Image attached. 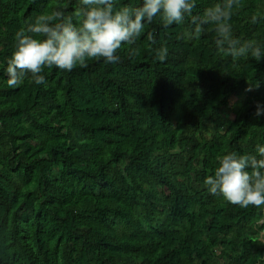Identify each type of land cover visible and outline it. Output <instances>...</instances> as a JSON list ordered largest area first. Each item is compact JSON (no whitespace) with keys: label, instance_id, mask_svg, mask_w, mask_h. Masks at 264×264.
<instances>
[{"label":"trees","instance_id":"trees-1","mask_svg":"<svg viewBox=\"0 0 264 264\" xmlns=\"http://www.w3.org/2000/svg\"><path fill=\"white\" fill-rule=\"evenodd\" d=\"M220 2L195 0L193 15ZM241 5L234 38L264 46V0ZM78 6L0 0V264H264V205L241 208L204 185L222 155L264 146V115L254 116L264 58L233 61L216 50L213 26L186 41L189 17L168 28L156 18L118 63L45 68L46 85L26 77L9 88L25 20ZM132 47L141 52L129 58Z\"/></svg>","mask_w":264,"mask_h":264},{"label":"clouds","instance_id":"clouds-1","mask_svg":"<svg viewBox=\"0 0 264 264\" xmlns=\"http://www.w3.org/2000/svg\"><path fill=\"white\" fill-rule=\"evenodd\" d=\"M195 0H142L139 7L116 9L113 0H79V6L68 16L59 8L25 20L24 27L15 34V51L7 59V86L16 88L26 77L36 85H46L42 72L45 68L72 71L77 66L87 67L92 59L105 63L120 62L118 51L122 45H135L145 31V25L159 18L163 27L183 24L190 18L192 29H185L181 38L199 39L208 25L216 33V50L233 61L252 57L264 58V46L256 40L234 38L230 23L242 5L241 0H221L204 9L202 15H193ZM262 13L251 15L250 22H259ZM147 39L155 44L152 33ZM129 58L140 55L139 47L128 50ZM155 58L166 61L168 48L154 49ZM252 85L246 91H251ZM264 115V104L257 103L254 116ZM212 196L241 208L264 205V146L256 145L254 154L227 152L218 158L213 174L204 179Z\"/></svg>","mask_w":264,"mask_h":264},{"label":"rangeland","instance_id":"rangeland-1","mask_svg":"<svg viewBox=\"0 0 264 264\" xmlns=\"http://www.w3.org/2000/svg\"><path fill=\"white\" fill-rule=\"evenodd\" d=\"M229 116H230V114H229Z\"/></svg>","mask_w":264,"mask_h":264}]
</instances>
